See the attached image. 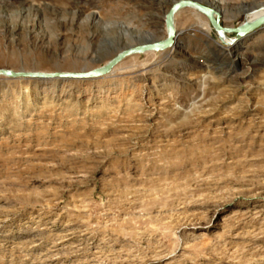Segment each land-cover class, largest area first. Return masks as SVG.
Returning <instances> with one entry per match:
<instances>
[{"label": "rangeland", "instance_id": "1", "mask_svg": "<svg viewBox=\"0 0 264 264\" xmlns=\"http://www.w3.org/2000/svg\"><path fill=\"white\" fill-rule=\"evenodd\" d=\"M173 1L0 0V70L95 71L166 40ZM187 1L225 29L264 9ZM208 20L109 76L0 75V264H264V27L232 47Z\"/></svg>", "mask_w": 264, "mask_h": 264}, {"label": "water", "instance_id": "2", "mask_svg": "<svg viewBox=\"0 0 264 264\" xmlns=\"http://www.w3.org/2000/svg\"><path fill=\"white\" fill-rule=\"evenodd\" d=\"M184 7H193L199 10L202 14L206 15L209 17L211 20L212 25L217 29V30H223V32L226 33H235L237 35L244 34L252 29H254L257 26H260L264 24V19L260 20L258 23L247 26V27H238L236 29H225L221 28L218 26L212 18H210L211 10L195 3L192 1H187V0H181L176 3H173L167 12L164 15V24L167 30V38L166 40L162 42H153V43H147V44H142L134 47H130L127 49L122 50L120 53H118L112 60L108 62L106 66L99 70L91 71V72H86V73H56V74H13L7 71L0 70V75H5L11 78H19V77H36V78H53L54 76H58L60 78H70V79H75V80H88V79H93L99 76L105 75L111 68H113L115 65H117L122 59H124L127 56L134 55V54H139V53H144L148 51H155L158 49H161L167 45H169L172 41V26H171V17L180 10L181 8Z\"/></svg>", "mask_w": 264, "mask_h": 264}, {"label": "bare ground", "instance_id": "3", "mask_svg": "<svg viewBox=\"0 0 264 264\" xmlns=\"http://www.w3.org/2000/svg\"><path fill=\"white\" fill-rule=\"evenodd\" d=\"M178 1H181V0H174L173 2H172V4L173 3H176V2H178ZM246 3V2H245ZM259 3V2H258ZM214 4L216 5V6H218L219 4L217 3V2H214ZM249 4H251V3H249ZM248 3H247V5H249ZM259 4H261V3H259ZM258 4V5H259ZM240 5H242V4H240ZM255 5V4H254ZM212 7H214V6H212ZM185 8H192L193 9V12L195 13V14H198V12L199 13H201L199 10H197L196 8H193V7H185ZM181 10V9H180ZM198 12H197V11ZM179 11V10H178ZM177 11V12H178ZM176 13V12H175ZM220 13V12H219ZM202 14V13H201ZM218 15V13H216V12H214V10L213 9H211V14H210V18H213V15ZM165 15V14H164ZM202 15H204V14H202ZM174 16V15H173ZM173 16L171 17V26H172V41H171V43L169 44V45H167V46H165V47H163V48H161V49H158V50H155V51H165V50H174V49H176V48H178L179 50H178V54H180V53H182L183 52V49H184V47H181V44L178 42V36L180 35V34H178V33H175V31H174V28H173ZM206 18H207V20L209 19V17H207L206 15H204ZM219 16V15H218ZM94 17V16H93ZM262 19H264V9H262V10H259V11H250V13L248 14V18H247V20L243 23V24H241L240 26H242V27H247V26H251V25H254V24H256V23H258L260 20H262ZM198 20V19H197ZM209 21V20H208ZM210 23V22H209ZM204 27H205V29H206V33L210 30V28L208 27V25L206 24H204ZM262 27H264V25H260V26H257V27H255L254 29H252V30H250V31H248V32H246V33H244V34H240V35H237L234 39H232L231 40V45H232V47H235L236 45H235V43L237 44L238 42H240L242 39H244V37H246L247 35H249V34H251V33H253V32H255L256 30H258V29H260V28H262ZM182 32V31H181ZM183 34H184V32H182ZM218 33H221V34H224V32H223V30H219L218 31ZM133 38H135V39H138V43L137 44H134V45H130V46H127V47H125V48H123V49H121V51L122 50H124V49H127V48H130V47H134V46H138V45H142V44H147V43H153V42H156L155 41V38H154V36H153V34L151 33V32H147V31H140V30H136V31H133ZM166 35H167V30H166ZM132 37H128V38H132ZM180 39V38H179ZM228 44V43H227ZM241 47V46H240ZM218 48V47H217ZM223 51H225L224 49H223ZM222 51V52H223ZM148 52H153V51H148ZM170 52V51H169ZM144 53H147V52H144ZM139 54H143V53H139ZM134 55H138V54H134ZM130 56H133V55H130ZM169 59V58H168ZM121 62V61H120ZM119 62V63H120ZM118 63V64H119ZM108 64V62L104 65V66H106ZM117 64V65H118ZM117 65H115V66H117ZM103 66V67H104ZM114 66V67H115ZM103 67H101V68H103ZM113 67V68H114ZM101 68H99V69H101ZM113 68H111L105 75H103V76H106V75H108V74H111V73H113ZM99 69H97V70H99ZM103 76H99V77H96V78H93V79H97V78H101V77H103ZM109 76V75H108ZM39 79H46V78H39ZM51 79H55V80H58V79H60V80H73V79H70V78H60V77H58V76H54L53 78H48L47 80H51ZM88 80H92V79H88Z\"/></svg>", "mask_w": 264, "mask_h": 264}]
</instances>
